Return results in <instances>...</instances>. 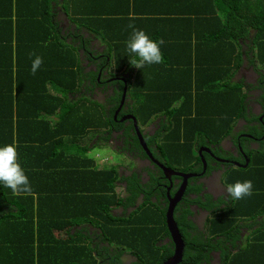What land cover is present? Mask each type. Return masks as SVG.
Segmentation results:
<instances>
[{"label":"trees","instance_id":"1","mask_svg":"<svg viewBox=\"0 0 264 264\" xmlns=\"http://www.w3.org/2000/svg\"><path fill=\"white\" fill-rule=\"evenodd\" d=\"M164 1L167 2V0ZM182 1L184 3L185 1L186 3H199V1L215 3L217 8L222 9V31L224 37L237 41L242 53L243 46L248 45L249 47V43L250 49L253 50L254 41L257 43V56L264 49V0ZM54 2H56L55 5L61 4L66 15L77 29L79 28L80 31L85 29L102 39V28L104 24L108 21L110 22L109 12L112 11L118 0H0V20L3 19L4 15L9 16L15 6H19L17 10L19 15L16 14L15 19L16 23L21 27L18 34L19 43L12 42L6 54H2V52L7 47V43L3 38V30L7 29L0 28V59L8 56L7 63H0V146L12 144L16 147L18 162L27 177H29V172H34L38 168L29 169L30 166H27L26 163L32 161L39 163L36 166L46 164L47 157L53 152L47 144L42 148L32 145L36 138L47 139V136L51 134H55V137L63 138L62 144L57 146L53 163L60 161L63 166H68L67 162L70 160L72 166H74L81 154L88 150L87 142L81 143L86 135H95L103 130L106 133L110 132L111 129L118 130L120 128L119 124L113 119L112 115L119 105L123 93L125 98L127 97L134 102L133 104L127 102L124 110L132 112L141 126H145L152 117L162 113L166 114L170 119V110L169 113L165 112L167 109H172L177 103H182L178 110L181 115L184 113L187 115L192 114V112L185 110V108L190 106V103H194L198 107L203 105V101L200 98L202 95L201 88L197 83L194 86L195 88H191V91L186 93L187 97H191L193 102L189 98H185L180 102V95L185 91L187 84H193L191 77L185 76L184 84L180 85L179 83L171 86V92H169L168 88L159 87L160 84H156L153 81L147 82L143 79L135 78L130 80L132 73H129L130 76L127 83L118 82L112 78V75H116L115 73L106 71L108 66L103 61L95 71L92 69L85 70L82 66L84 59H81L80 51L83 50V52L87 53L90 50V46H87L88 43H86L90 38L85 37V41L77 37L72 38L71 35L74 33L72 28H67L69 31L65 30L63 32L64 35L61 36L59 20H52ZM22 6L25 7L20 9ZM69 9H71L72 13H68ZM9 21L11 27V20L9 19ZM14 50L17 57H19L17 58L19 65H17L18 68L15 71L11 68L14 64ZM90 52L92 53V51ZM31 53L43 58V64L35 75L31 74V63L34 58L30 55ZM237 57L239 66L243 62L242 54H238ZM17 59L15 62H17ZM259 74L257 87H262L261 94H263L264 72L261 71ZM232 76L223 77L225 88L234 87L237 84L236 80H232ZM86 80L88 82L86 87H81V84ZM117 83H120V85L115 86L112 94L105 97V101L104 99H101V101L97 99L99 96L101 98V96L105 95L104 89ZM239 83V86H241L242 83ZM204 84L212 87L214 82L208 81ZM236 88L239 87L236 86ZM221 96L223 97L222 100L225 101H220L219 104L215 102L209 103L208 105H213L214 107H209L207 113L210 116H220L219 119L224 125L221 133L223 132L224 134L229 129L225 127H230V122L233 120L234 115L236 113H238L237 116L244 114V95H242V103L236 109V113L233 112L227 117L224 116L223 112L230 109L220 111L219 107L222 108L224 104L229 107L230 103H227V101H230L232 94L224 91ZM11 99L14 101L11 102ZM195 111L197 113L203 112L197 111V108ZM177 119L179 120L177 117L172 118L171 121L174 124L172 125L171 123L169 126L171 129L161 134L162 142H160L162 145L160 147L164 150V153L167 154L166 151H168L169 156L174 158L181 156V154L185 155V153L188 154L189 159L193 158L192 148L190 153H188L190 147L187 146L189 143L186 144L185 141L192 139L195 135V129L204 131L205 134L200 137L195 136L201 140H215L221 134L212 135L214 129L207 124L194 127L197 124L195 122L199 119L197 116H187L185 121L192 126L184 129L178 128ZM129 130L132 131L133 128L130 127L126 130V133L132 136ZM215 132H217V129H215ZM65 135H71V139L80 141L77 144L70 145L67 143ZM108 137L110 138L111 135ZM132 138L133 146L139 144L136 136H132ZM99 142H104V135L98 138L95 136V144ZM70 148L77 150V152L73 156L64 155V151H69ZM39 153L41 155L45 154V156L41 158L38 156ZM204 156L206 157L205 154ZM197 161L200 162L199 156H197ZM250 169L248 171L246 169L243 172H238L237 169L232 170L231 174L228 175L231 178L227 177V179L232 183L251 180L253 175ZM48 170H52V168ZM75 172L83 181L80 180L79 188L73 189V191H78L80 195H82V192H86L85 195L89 192L91 194H87L81 201H77L74 215L63 216L56 213L57 207L63 210L62 199L61 197H56L60 195H48L46 197L40 195L41 188L45 186L43 183H38L36 188H34V190H39L37 191L36 210L31 209L30 194L34 190L30 194L17 196L12 193L11 189L0 183V264H43L41 260H44L46 264H60V258L66 259L67 264H91L90 258H93V264H156V262L153 263V260L157 251L153 247H151L152 249L149 247L153 238L152 235L160 227L159 221L163 226L159 233L161 231L167 232L164 212L159 218L157 215L149 214L148 209H144L143 211H146V219L149 222L141 220L139 221L141 227H139L138 223L135 222V218L138 219V213L142 212L141 210L136 212V209L128 214L121 212L118 216L111 211V209H115L118 206H132L140 193L144 194L143 201H149L148 199L151 195L146 194L144 189L147 183L142 184L135 173H131L125 179V177L118 174L115 165L104 166L95 164L93 170L87 171L86 163L84 162L82 171L75 170ZM242 173L246 174V180H243ZM84 175H93L94 181ZM120 180H126L125 191L127 194L125 196H122L119 192L120 184H118V181ZM30 184L32 187L33 184ZM50 184L55 187L58 186V188L60 186V184L54 182ZM259 186H264L263 175H259ZM66 189L70 188L66 187ZM62 196L66 198V196ZM41 199L49 201L48 209L41 208ZM66 199L69 205L72 199ZM221 209L223 207L219 208L215 218L212 221L210 220L211 222L208 226L210 235H216L220 226L225 224L224 218H218L222 213ZM187 211L189 210L187 209L185 212ZM186 219L188 218L183 216V219L180 218L178 221L181 224L182 220H185V226L193 225L194 222L191 219ZM152 221H154V224H151ZM79 222L92 223L94 225L96 222L95 236L87 227H81L72 233H69L68 230L64 233L61 232L62 229L70 225L79 224ZM103 223L112 224L111 229H118L124 226L125 231L123 229L124 235L122 238L126 240L134 239V236L145 232L143 239L149 247L146 246L142 250L150 257L141 261L142 263L128 262L125 254H140L139 250L135 252L121 248L119 245L123 244V240L120 237H110L112 240L113 238L118 239L117 246L111 245V239L103 235L100 229ZM149 223L150 225L148 226ZM230 234L235 235L233 239L236 240L238 228H234ZM183 235L187 243L184 255L186 260L190 261L191 257H195V263H200L204 258H209L208 251H204L205 246H202V242L198 237H190L185 230ZM81 236L85 237L84 246L78 244V247L70 248L69 241L71 239L78 241ZM196 242L199 246L195 245ZM55 248H57L56 252H58L56 256ZM195 248L198 249L196 254L193 252ZM171 254L172 249L161 256L157 264ZM143 257L146 256L144 255Z\"/></svg>","mask_w":264,"mask_h":264},{"label":"crops","instance_id":"2","mask_svg":"<svg viewBox=\"0 0 264 264\" xmlns=\"http://www.w3.org/2000/svg\"><path fill=\"white\" fill-rule=\"evenodd\" d=\"M55 3L56 2L53 4L54 16L52 20H59L61 36L64 35L63 32L65 30L69 31L67 28H72L74 30V33L71 35L72 38L77 37L83 41H85V37L90 38V42H86L88 43L87 46H90V50L87 52V60L82 62V66L85 70L92 69L95 71L103 61L105 65L108 66L106 71L117 73V75L112 78L116 79L118 82L127 83L130 76L129 73H132L130 80L134 78L143 79L147 82L153 81L156 84H160L159 87H166L172 86V83L174 85L179 83L183 85L185 82L184 78L187 76L191 77L193 86L197 83L200 88L201 85L205 86L203 83L208 81H221L223 77L234 71L233 76L231 75L232 80H236L237 84H240L239 82L242 83L245 89H247L246 96L247 91L248 95L255 96L253 92L255 89V82L260 75L259 72H264V65L257 67V61L254 59L255 52L250 49L249 43V47L248 45L243 46L242 57L245 56L246 67H250L253 73L257 75V78L254 83L250 80L244 83L243 78H238L236 76L240 67V65L238 66L237 57L238 54H240V49L237 41L224 37L222 31V9L217 8L215 3H204V1H199V3H186L185 1L184 3L182 0H167V2L164 0H118V3H116L112 11L109 12L110 22L108 21L102 28V39L95 34L89 33L85 29L82 30L83 34L81 36L80 29H77L75 24L66 15L61 4L55 5ZM18 7L15 6L9 16L4 15L3 19L0 20V28L7 29L3 30V38L7 43V47L2 54L7 53L12 42L19 43L18 34L21 27L16 23L15 19L16 14H18ZM23 7L25 6L20 7V9ZM68 13H72L71 9H69ZM35 17L37 18L36 14ZM9 19L12 23L11 27ZM129 24H133L136 29L143 30L152 40H164V44L160 46L164 58L163 64L146 65L141 69H137L129 63V60L133 58L126 48V41L129 39L132 32V29L127 27ZM90 51H92V53ZM88 56H90V58H88ZM7 58L8 56L4 59H0V63H7ZM17 58L19 57H17L14 50V64L11 67L13 71H15L18 68L17 65H19ZM16 59L17 62H15ZM87 84L88 82L86 80L81 84V87H86ZM116 85H120V83ZM116 85L112 86L114 87ZM258 88L260 89L258 100L261 99L259 108H263L264 111V102L262 103V101H264V93L261 94V86ZM13 101L14 100L11 99V102ZM233 101L234 98L227 101V103H230L231 109L223 112L225 117L233 112L236 113V105ZM219 110L222 111L223 109L219 107ZM241 117L242 119H240L239 123L241 125H246L247 122V125H249L251 116L245 114ZM257 117L258 116L252 115L254 119H257ZM252 121L254 122V120ZM260 131L261 134L259 135ZM252 134L254 137L252 136V138H250L248 136V144L246 147V150L248 149L247 165L245 167L233 165L229 174L235 169H237L238 172H243L251 168L250 172L253 175L251 179L253 183V195L245 197L242 200L231 199L230 203L223 206L224 210L222 209V213L218 217L224 218L225 224L220 226V229L217 230L216 233L218 235L222 233L226 237H229L231 242L228 247H225V249L221 251V254H224V257H220L223 258L222 264H264V186H259V175L264 176V115L262 116L260 124L254 127ZM92 136L93 135L89 137ZM62 140L63 138L55 137V134L48 135L47 139L42 137L36 138L32 145L42 148L47 144L53 152L47 157L46 164L36 166L39 163L32 161L26 163V165L30 166L29 169L38 168L34 172H29L28 180L33 184L32 191L36 188L38 183H43L45 186L41 188L40 195L43 197L48 195H60L56 197H61L63 210L57 207L56 213L67 216L74 214L77 201L87 195H80L78 191H73V189L79 188L78 183L82 180L75 170L82 171L84 162L86 163L87 171L94 169V150L91 149L94 147L95 142L90 143L88 137H84L81 143L87 142L86 145L88 150L81 154L76 165L72 166L69 160L67 162L68 166H63L60 161L53 163L57 146L62 144ZM75 153V151H71L70 156H73ZM38 156L43 158L45 154L41 155V153H39ZM85 159L86 161H84ZM49 168H52V170H48ZM241 175L243 180L247 179L245 173ZM84 176H88L94 181L93 175ZM221 177L220 175V178ZM227 177H229L228 174ZM227 177L225 174L224 181L230 182ZM51 182L60 184L59 188L58 186L55 187L51 185ZM66 187L70 189H66ZM53 189H55L54 192H52ZM37 191L39 190L35 189L32 194H30L31 209L33 210L37 209ZM225 194L228 196L227 193ZM62 195L66 196L68 199H72V202L68 205V200ZM41 202L42 209L49 208L48 200L41 199ZM73 208H75V211L71 212ZM117 209L118 208H115L114 211L117 212ZM121 211L115 213V215L118 216ZM69 227L70 226L62 229L61 232L64 233L67 230L69 231ZM234 228H238L236 240L233 239L235 235L230 234ZM70 229H72V227H70ZM78 243H80L79 240L74 241L71 239L69 241V246L70 248H75L79 246ZM70 250L72 251V249ZM56 251L57 248H55V256L56 253H58ZM93 261V258H90L91 264H93ZM41 262L46 264L44 260H41ZM67 263L66 259L63 260L60 258V264Z\"/></svg>","mask_w":264,"mask_h":264},{"label":"flooded vegetation","instance_id":"3","mask_svg":"<svg viewBox=\"0 0 264 264\" xmlns=\"http://www.w3.org/2000/svg\"><path fill=\"white\" fill-rule=\"evenodd\" d=\"M80 33L82 36L83 31L81 30ZM80 54L81 59H84L83 62H85L87 60V53L82 50ZM242 59L243 63L240 65L236 76L238 78H243L244 83H247L246 81L249 80L254 83L257 75L253 73L250 67H246L245 56H243ZM258 84V81H256L253 91L255 96L253 97L247 94L244 99L243 107L251 116L249 125H247V122L246 125H241L239 123L240 120L234 123L233 121L237 117V114H235L233 120L230 122V127H225L229 129L224 134L222 132L218 135L215 140H201L194 135L190 141L186 140L185 143H189L187 145L190 147L188 149L189 152L191 148L195 150V156H193L192 159H183L182 162H184V164L182 166H171L175 165L178 159L175 160L172 157V164L171 162L169 163L168 161L170 160L165 159L164 155L166 157L167 155L160 147V142H162L161 134L171 129L165 114L156 115L152 117L145 126H141L132 112H126V110H124L126 109L127 102L134 103L133 100L127 97L124 98L122 104L119 103L113 113V115H115L113 119L119 124L120 128L118 130L111 129L110 132H104L96 136L98 138L104 135L105 140L111 135V137L108 138L111 143L116 144L115 149L122 155H125V157L133 163V169H121V172L117 170L118 174L126 179L131 173H135L140 178L142 184L147 183L144 186L145 193L151 195L148 199L149 201H143L144 194L140 193L132 206L118 207L117 212L122 210L121 212L128 214L136 209V212L141 210L142 212L138 213V219L135 218V222L138 223L139 227H141L139 221L146 220L149 222V220L146 219L147 216H145L146 211H143L144 209H148L150 212H148L149 214L157 215L159 218L164 212L167 232L161 231L159 233V230L163 228L162 223L159 221L160 227L157 232L152 235L153 238L150 241V247L146 244L147 247H153L157 251L153 263L156 262L157 264L161 256L171 249L172 254L165 257V259L158 264L165 263L168 259L174 257L176 255L177 246L179 245L181 246V253L176 259L175 264H222L223 258L220 257H224V254H221V251L231 244L230 238L222 233L221 235H210L208 226L212 219L215 218L219 208L231 201V198L226 196L225 193L226 187L234 183L224 181L225 174L226 177L227 174L230 175L229 172L230 169L233 168V165L245 167L248 163V149L246 150L248 136L250 138H252V136L254 137L252 134L254 127L260 124L262 116L264 115L263 108H259L261 99L258 100V95L260 93V89L257 87ZM114 88L115 87L108 86L107 89L103 90L105 95L97 99L101 101V99L112 94ZM263 102L264 101H262V103ZM130 114L135 117L138 129L135 128L132 117H125ZM243 115H245V113ZM252 115L258 116L257 119L252 118ZM252 120H254V122ZM130 127L133 128L132 131L129 130L130 134L136 136L139 143L134 146L132 145V136L126 133V130ZM138 132H140L141 138L145 141L147 149L142 146ZM197 156H199L200 162L197 161ZM220 175L222 176L221 178ZM125 187L126 180H123L122 184H120V188L123 190L121 191L122 196L127 194ZM169 209L172 210L173 220L178 229V236L181 242L175 241L174 234L169 230L166 224V214ZM187 209L189 211L185 212ZM113 212L114 211H112V213ZM183 216L191 219L194 222L193 225L185 226V220H182L180 224L178 219H183ZM151 224H154V221H152ZM149 225L150 223L148 226ZM70 227H72V229H70ZM70 227L69 230L71 233L81 227H87L94 235L95 225L92 223L79 222V224L70 225ZM184 230L189 233L190 237H198L202 242V246H205L204 251H208L209 258H204L200 263H195V257H191L192 259L190 261L186 260L184 255L187 243L183 235ZM144 231L146 230L144 229ZM78 240L80 241L78 244L84 246L85 237L81 236ZM196 244L199 246L197 242L195 245ZM197 250L198 249L195 248L193 252L196 254ZM125 256L128 262L142 263L141 261H143L139 253L135 255L126 253ZM148 256L150 257V255ZM198 256L200 255L198 254ZM149 257L146 256L144 259L146 260Z\"/></svg>","mask_w":264,"mask_h":264},{"label":"rangeland","instance_id":"4","mask_svg":"<svg viewBox=\"0 0 264 264\" xmlns=\"http://www.w3.org/2000/svg\"><path fill=\"white\" fill-rule=\"evenodd\" d=\"M253 51L254 56H255V61L257 64V67H260L262 65H264V49L261 50L259 56H257V43L256 41H254L253 43ZM240 54H242V51L240 50L239 52ZM262 70V69H261ZM112 73V72H110ZM117 75V73H115ZM234 74V71H232L231 73H229L227 76H231ZM116 75H112V77L116 76ZM223 80L221 81H217L214 82L212 87H208V85L202 86L201 85V100L203 101V105H200V107L196 106L194 103H190V106L185 108L186 111L192 112L191 115H187V114H179L178 110L180 109V106L182 103H177L172 109H167L165 113H169L170 110V114H171V118L169 119L168 116L167 120L168 122L172 123V125L174 124V122H172V118L177 117L179 118V120H176V123L178 125L179 129H184V128H188L191 127L192 125L187 123L185 121V118L187 116H192V117H196L199 118L195 123H197L196 125H194V127L197 126H204L205 124H207L208 126H210L212 129H214V131L212 132V135L216 134V133H221V129L224 128L223 123L220 121V116H210L207 111H209V107L213 106V105H208L209 103L215 102L217 104L220 103V101H225L222 100V96L221 93L226 91L232 94V98H234L233 103L236 105V109H238L242 103V95L243 96V100L246 97V90L245 87L243 85L239 86L240 84H235L234 87H229V88H225L223 85ZM172 86L174 85L173 83L171 84ZM236 86H238L239 88H236ZM165 88L169 89V92H171V86H166ZM191 88H195L193 86V84L188 83L185 91H183L181 93V99L180 102H182L185 98H189L190 101H192L191 97H187L186 93H189L191 91ZM185 92V93H184ZM248 94V91H247ZM100 98V96L98 97ZM178 100V99H177ZM193 102V101H192ZM226 104H224L222 106V109H231L230 106L226 107ZM214 107V106H213ZM197 108V111H203L201 112H196L195 109ZM241 109V108H240ZM243 112L247 115H250L249 113L246 112L245 109H243ZM238 114V113H236ZM238 117V118H237ZM235 118V121L242 119L241 116H237ZM210 120V121H207ZM200 122V123H199ZM207 122V123H206ZM215 129H217V132H215ZM105 130H103L102 132H98L95 135H93L92 137H89L88 135H86V137H88L89 142L90 143H94L95 142V136H97L98 134H102L104 133ZM195 136L200 137L202 134H205L204 131L202 129H195ZM67 137V143L72 145V144H77L80 140H73L71 139V135H65ZM75 137V136H74ZM76 138V137H75ZM77 139V138H76ZM116 148V144L111 143V141L109 140V138L105 139L104 142H99L97 144L94 143V147L91 150H94V157H95V164L98 165H104V166H109V165H115L116 169L119 170L121 172V169H127V170H131L133 169V163L131 161L128 160V158L125 157V155H122L121 153H119V151ZM71 151H75L77 152V150H72L71 148L69 149V151H64V155L69 154V156L71 155ZM191 152H193L192 157L195 156V150L191 149ZM166 155L167 157L164 155L165 159H168L170 161H168L169 163L171 162L172 164V156H169L168 151H166ZM190 153V152H188ZM174 158V157H173ZM188 158V154L185 153V155L181 154V156L179 157H175L174 159H178V162L175 163V165H171V166H182L184 164L183 159H187ZM123 180L118 181V184H122ZM78 186H80V184L78 183ZM123 191L121 188H119V192L120 194H122ZM89 192V191H87ZM86 192H82V194H85ZM87 194H91V192L87 193ZM82 199H79L78 201H81ZM83 204V203H81ZM235 204V203H233ZM232 204V205H233ZM91 205H92V200H91ZM231 205V206H232ZM119 207V206H118ZM117 207V208H118ZM112 211H114V209H111ZM75 211V208L72 209L71 212ZM220 212V211H219ZM117 212H113V214H115ZM74 215V214H71ZM82 220V219H80ZM95 220V219H94ZM105 223V222H104ZM101 224L100 229L103 232V235H105L106 237H120L122 238V236L124 235V226L118 228V229H111L112 224L110 223H106V224ZM97 223L95 222V225ZM114 225H116L115 223H113ZM103 225V226H102ZM124 229V231H123ZM69 233H71V231L69 230ZM145 234V232L140 233V235L134 236V239H124L123 240V244L119 245L121 248H125L126 250H133L135 252H137L139 250L141 257L143 260L144 259V255L149 257L148 254L142 250L143 248L146 247V241L143 239V235ZM111 239V238H110ZM118 239L113 238V240L111 239V245L117 246L116 244H118L117 242ZM133 249H132V248ZM85 262V261H84Z\"/></svg>","mask_w":264,"mask_h":264},{"label":"clouds","instance_id":"5","mask_svg":"<svg viewBox=\"0 0 264 264\" xmlns=\"http://www.w3.org/2000/svg\"><path fill=\"white\" fill-rule=\"evenodd\" d=\"M127 27L132 29L126 41L127 51L133 57L129 63L137 69L146 65L163 64L164 58L160 46L164 44V40H152L143 30L136 29L133 24ZM30 55L34 57L31 63V74L35 75L43 64V58L34 53ZM0 183L11 189L17 196L30 194L32 191L28 177L18 162L16 147L12 144L0 146ZM226 193L232 200H242L253 195V183L251 180L237 181L226 187Z\"/></svg>","mask_w":264,"mask_h":264},{"label":"water","instance_id":"6","mask_svg":"<svg viewBox=\"0 0 264 264\" xmlns=\"http://www.w3.org/2000/svg\"><path fill=\"white\" fill-rule=\"evenodd\" d=\"M124 97H125V94L123 93V94H122L121 101H120L121 104H122V102H123V100H124ZM125 117H126V118H128V117H132V119H133V124H134L135 128L138 129L137 124H136L135 117H134L132 114L127 115V116H125ZM113 118H115V115H113ZM138 135H139L140 142H141L142 146L146 148V143H145V141L141 138V134H140V132H138ZM146 149H147V148H146ZM166 224H167L169 230L174 234V236H175V241H176V242H177V241H180V242H181V239H180L179 236H178V235H179V233H178V229H177L176 224L174 223V220H173L172 210H171V209H169L168 212H167V214H166ZM180 253H181V246L178 245V246H177V249H176V255H175L174 257L168 259L165 263H162V264H175V263H176V259L179 257Z\"/></svg>","mask_w":264,"mask_h":264}]
</instances>
